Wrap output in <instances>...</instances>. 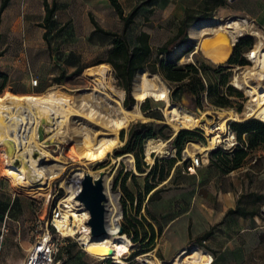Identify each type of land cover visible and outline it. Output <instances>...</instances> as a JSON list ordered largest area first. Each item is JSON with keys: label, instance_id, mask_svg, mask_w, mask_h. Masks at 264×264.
<instances>
[{"label": "rangeland", "instance_id": "rangeland-1", "mask_svg": "<svg viewBox=\"0 0 264 264\" xmlns=\"http://www.w3.org/2000/svg\"><path fill=\"white\" fill-rule=\"evenodd\" d=\"M48 1L52 5L54 0ZM119 1L124 18L136 10L135 17L126 30L130 43L134 45L142 31L150 34L154 51L152 61L156 59L157 48L177 34L181 20L188 13L199 15L202 11H207L213 13L214 17L203 18L191 24L188 34L193 41L187 47L183 46L180 53L161 55L162 58L174 59L179 65L204 62L212 68L219 66L209 57L216 38L210 35L199 39L192 37L190 31L194 25L216 19L228 21L237 18L249 22V28L233 45L230 46L227 39V46L231 48L227 60L221 64L229 67L230 84L241 92L242 97L230 95L227 107L206 103L204 109L194 110L189 95L181 103L172 102V84L160 72H151L145 68L137 78L147 80V95H139L132 81L134 103L130 102L127 106L124 83L107 61L111 37L100 32L94 33V21L105 30L116 33L124 31L125 19L109 0H56L58 8L47 39L44 37L46 30L42 26L46 14L43 0H11L1 15L0 72L6 73L9 79L4 84L0 78V97L6 93L46 94L59 91L63 96L73 97L80 105L85 106V92L93 91L96 87L95 79L89 78L88 72L100 66H108L113 86L111 95L126 109L137 104L143 114L142 119L131 122L121 132V147L126 144L130 128L135 123L166 125L168 129L162 130L166 139L153 138L144 144L145 174L138 173L133 154L134 169L129 167L125 159L116 157L114 152L101 161L90 163L86 161L78 142L69 140L60 144L53 143L48 140L49 134L46 133V150L51 155L46 157V163L59 158L68 165L63 175L51 183L48 192L36 195L25 191L19 177L6 167L0 152V263L3 261L8 264L9 260L12 261L10 264H19L26 260L28 249L51 222L54 208L59 206L65 195V191L61 189L65 180L70 178L69 182L75 183L79 182L85 172L91 173L95 178L103 171L108 181V194L117 199L114 206L119 216L115 223L120 228L139 231L136 242L126 234L133 245L132 255L125 260L126 264H146V259L170 261L177 258L181 251L186 253L183 260H188L193 250V254L209 255L211 264H264V145L248 150L249 157L243 166L231 171L228 168L230 165L225 166L226 161L221 153H232L239 146L235 144L229 147L224 144L216 149L220 150L218 155L214 156L210 152L208 157H204L203 167L197 168L195 173H189L191 160H184V151L190 143L206 145V132L202 129L189 131L195 137L185 142L179 154L175 141L180 132L177 133L165 117V109L170 105H175L182 114L184 110L197 116L208 113L207 118L213 122L221 121L223 111L233 110L243 114L250 98L244 88L235 85L234 78L243 74L247 67L253 66L249 53L259 40L254 33L264 34V0H157L154 6L148 3L149 0ZM1 2L2 0L0 5ZM249 39L252 40L251 45L243 44L236 50L238 62L229 64L234 46L241 40ZM204 41L209 45L206 52L200 49L201 42ZM242 59L248 63L241 64ZM150 74L160 76L159 85L168 96H152V88L149 89ZM113 113L114 108H110L107 118ZM70 122L72 126L80 124L76 117H72ZM232 123L228 122L231 131ZM243 140H246V136ZM235 141L239 143L237 137ZM158 142L167 145L164 153L151 154V161H147V146ZM228 156L232 157L230 154ZM205 167L209 170L205 171ZM153 168H156V173L148 178V173ZM160 176H164L165 180L159 181ZM149 186L155 187L154 191H162L153 200L149 198L151 194L147 193ZM232 194L236 199L239 198L237 209L248 213L249 218H255V222L240 216L223 218V213L233 204ZM114 206L106 208L112 212L111 208ZM149 225L153 226V230ZM153 231L155 240L150 242V239L144 237L148 234L150 238ZM77 247L82 249L76 238L64 244L60 253L64 264L71 260ZM91 264H114V261L92 258Z\"/></svg>", "mask_w": 264, "mask_h": 264}, {"label": "bare ground", "instance_id": "bare-ground-1", "mask_svg": "<svg viewBox=\"0 0 264 264\" xmlns=\"http://www.w3.org/2000/svg\"><path fill=\"white\" fill-rule=\"evenodd\" d=\"M248 28L249 22L246 20L216 19L194 25L190 32L191 36L197 39L207 35L216 38L209 57L213 63L220 65L227 60L231 48L227 46V39L230 41V46L233 45ZM254 34L258 35L259 40L249 53L253 66L247 67L243 74L234 78L235 85L244 88L250 98L243 114L233 110L223 111L221 121L213 122L207 118L208 113L197 116L184 110L182 114L175 105L167 106L165 109L167 122L177 133L200 129L206 132L207 144L190 143L184 151V160L195 159L199 154L206 157L224 144L229 147L234 146L236 137L229 129L228 122L243 123L258 120L264 123V34L261 32ZM208 46L205 41L201 42L200 49L206 52ZM182 50L183 45L172 54H178ZM87 76L95 79L96 87L93 91L85 92L84 98L87 101L85 106L80 105L73 97L63 96L59 91L38 96L6 93L0 97V152L6 167L19 177L27 193L36 195L48 192L51 183L63 175L68 165L59 158L46 163V157L51 155L46 150L47 141L39 139L40 128L49 134L48 140L53 143L60 144L69 140L78 142L86 161L92 163L107 158L121 147L123 145L120 139L121 132L131 122L143 118L137 104L131 109H125L120 101L115 100L111 95L113 86L111 70L108 66L90 70ZM147 84L145 78L138 77L134 82L136 92L146 96ZM110 108H114V113L107 118ZM72 117L79 119L80 124L72 126L70 122ZM62 127L65 129L63 130ZM8 139L15 144L16 150L13 156H8L6 152L5 142ZM166 146L164 142L150 143L146 149L147 161H151V154L164 153ZM125 160L129 167L134 169V158L130 155ZM86 173L80 177L79 182L70 183L69 178L61 184L65 195L60 200L59 207L63 212L62 217L55 220V225L63 237L76 238L92 257L102 260L111 259L115 264H126L125 260L132 255L133 245L127 236L120 235V225L115 223V219L119 216L114 206L117 199L108 194L106 176H104V192L107 197L105 204L108 208L114 206L111 208L112 212L106 208L107 234L100 238H93L90 235L87 224L90 214L76 198L82 189V181ZM101 173L103 171L97 173L98 176ZM33 183H37L36 186L32 187ZM110 250L113 251L112 255ZM193 252L188 260H183L186 255L184 251L167 264H211L209 255L193 254ZM144 262L163 264L160 260L151 259H146Z\"/></svg>", "mask_w": 264, "mask_h": 264}, {"label": "trees", "instance_id": "trees-1", "mask_svg": "<svg viewBox=\"0 0 264 264\" xmlns=\"http://www.w3.org/2000/svg\"><path fill=\"white\" fill-rule=\"evenodd\" d=\"M11 0H2L0 5V26H1V15L4 10L9 6ZM112 6L116 9L118 14L124 18L123 8L119 0H109ZM46 14L44 16V22L42 26L45 28L44 37L47 39L48 33L53 22V16L57 10V2L53 1L51 5L48 0H43ZM151 6L157 3V0H149L148 2ZM136 10L131 12L130 15L125 17V27L123 33L111 32L103 29L95 21L94 33H103L111 37V48L108 53V62L114 67L116 75L124 83V88L126 90L125 104L134 103L132 98V81L134 77L138 76L141 71L150 69L151 72H160L162 76L172 84L171 87V100L172 102L181 103L186 95L191 98V105L194 110L204 109L206 103L216 107H227L230 103V95L237 94L238 97H242L240 91L235 89L230 84V73L228 72L229 67L219 65L217 68H212L204 62L188 63L185 65H179L174 59L162 58L163 54H171L178 47L183 44H189L193 40L188 34V30L193 22L199 21L203 18H213L214 14L202 11L201 14L195 15L188 13L181 20L180 27L177 34L169 39L162 46L157 48L156 59L152 61L153 48L150 43V34L148 32L142 31L136 38V43L132 45L126 35V30L132 23L135 17ZM61 29V28H60ZM1 40V32H0ZM245 44L247 46L252 44V40H241L234 46V54L228 60L229 64L238 62V57L235 56L236 50ZM187 49V48H186ZM192 50V49H191ZM238 51V55H239ZM241 64H247L245 59L240 61ZM151 65V66H149ZM137 74V75H136ZM0 78L3 79L4 84L7 83L9 77L6 73L0 72ZM160 76L158 74H150L149 77V89L152 88V96L166 95L161 86L159 85ZM16 94V93H14ZM133 107V106H132ZM131 107V108H132ZM128 108V109H131ZM126 109V108H125ZM144 111L145 108H144ZM168 129L166 125H155L154 123H135L131 126L128 140L126 144L115 150L114 154L116 157H122L126 154H133L136 158V168L138 173L145 174L146 168L144 159L143 147L147 140L153 138L166 139V136L162 133V130ZM232 131L236 134L238 140L239 148L232 153H221L226 163L225 166L230 165L229 170H238L243 166V163L248 159V150H255L260 145H264V123L258 120H250L243 123L233 122L231 124ZM246 136V140L243 137ZM171 136H169L170 138ZM195 137L194 133L189 131H181L176 138V146L178 153L180 154L185 142L189 139ZM212 152V154L218 155L220 150ZM228 154L232 157L229 158ZM225 155V156H224ZM219 166V165H217ZM156 173V168H153L148 173V178L154 176ZM164 176L159 177V181H164ZM156 188L149 186L147 188V193L150 195V200L153 197L162 192L160 190L154 191ZM154 191V192H153ZM153 192V193H152ZM229 214H242L239 209L235 211H230ZM153 230V226L149 225ZM125 234L131 237L135 242L139 239V231L134 232L131 229L125 227L123 228ZM145 239H150V242L155 240V232L153 231L150 238L148 234H145Z\"/></svg>", "mask_w": 264, "mask_h": 264}, {"label": "water", "instance_id": "water-1", "mask_svg": "<svg viewBox=\"0 0 264 264\" xmlns=\"http://www.w3.org/2000/svg\"><path fill=\"white\" fill-rule=\"evenodd\" d=\"M135 80L136 78L134 77L133 82H135ZM39 139L40 141H44L46 139V133L43 128H40L39 130ZM5 145L7 155L13 156L16 150L14 142L8 139L6 140ZM130 155L131 154H126L122 156V159H126ZM104 175L105 173H101L98 178H94L89 173H86L82 181V189L76 197L77 200L84 206V208L90 214V220L88 222V225L91 228L93 238H100L107 234V210L105 204L107 201V197L104 192ZM119 233L121 236L126 235L123 228H120ZM110 254H113L112 250H110Z\"/></svg>", "mask_w": 264, "mask_h": 264}, {"label": "built area", "instance_id": "built-area-1", "mask_svg": "<svg viewBox=\"0 0 264 264\" xmlns=\"http://www.w3.org/2000/svg\"><path fill=\"white\" fill-rule=\"evenodd\" d=\"M236 142L237 141H235V144H238ZM190 160L191 165L188 167V171L189 173H195L196 169L202 165L204 156L199 154L195 157V159ZM62 212L63 211L59 206L54 208L51 222L37 237L35 243L32 245L31 250L28 252L27 258L25 260V264H64L60 258L61 249L64 244H67V242L72 240L73 237H63L55 225V220L59 217H62ZM89 220L90 218L87 220V224ZM90 235L92 236L91 228ZM1 238H3V235ZM77 242L79 246L85 250L78 240Z\"/></svg>", "mask_w": 264, "mask_h": 264}, {"label": "crops", "instance_id": "crops-1", "mask_svg": "<svg viewBox=\"0 0 264 264\" xmlns=\"http://www.w3.org/2000/svg\"><path fill=\"white\" fill-rule=\"evenodd\" d=\"M57 8H58V5H57ZM191 38V37H190ZM192 39V38H191ZM186 44H183V46H185ZM186 47H187V45H186ZM45 92H42V93H21V94H19V95H41V94H44ZM208 157V156H207ZM203 167V165H201L199 168H202ZM206 168V170L205 171H207V170H209V168L208 167H205ZM167 194V193H166ZM232 199H233V204H231V207H230V209H228L227 211H225L224 213H223V218H227V217H230V216H240L241 218H243V217H246L248 220H253L254 222H255V218H249V214L248 213H246V212H244V211H241V213H246V215L245 216H243L242 214H229V212L230 211H235V210H237V208H238V200H239V198H235L234 196H233V194H232ZM223 202H225V200L223 199ZM230 203H231V201H230ZM31 248V247H30ZM30 248L28 249V251L30 250ZM184 251H181L180 252V254L178 255V256H180L182 253H183ZM92 258H94V259H98V258H96V257H92L91 255H89L87 252H85V251H83L82 249H80V248H76V251H75V254L73 255V257L71 258V260L69 261V262H67V263H65V264H91L92 263ZM173 259H175V258H173ZM173 259H171L170 261H172ZM99 260H102V259H99ZM170 261H161V262H163V263H169ZM12 261H7V263L8 264H10ZM24 262H25V260L24 261H20V263L19 264H24ZM0 264H4L3 263V261L0 263Z\"/></svg>", "mask_w": 264, "mask_h": 264}]
</instances>
